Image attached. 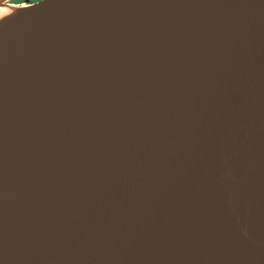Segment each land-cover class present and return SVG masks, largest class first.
<instances>
[{"label":"water","instance_id":"water-1","mask_svg":"<svg viewBox=\"0 0 264 264\" xmlns=\"http://www.w3.org/2000/svg\"><path fill=\"white\" fill-rule=\"evenodd\" d=\"M0 0V264H264V0Z\"/></svg>","mask_w":264,"mask_h":264},{"label":"rangeland","instance_id":"rangeland-1","mask_svg":"<svg viewBox=\"0 0 264 264\" xmlns=\"http://www.w3.org/2000/svg\"><path fill=\"white\" fill-rule=\"evenodd\" d=\"M16 2L17 1H28V0H15ZM32 2H37V1H39V0H31ZM12 3H13V0L11 1ZM15 4H20V3H15ZM22 4V3H21Z\"/></svg>","mask_w":264,"mask_h":264},{"label":"flooded vegetation","instance_id":"flooded-vegetation-1","mask_svg":"<svg viewBox=\"0 0 264 264\" xmlns=\"http://www.w3.org/2000/svg\"><path fill=\"white\" fill-rule=\"evenodd\" d=\"M29 1H30V3H35V2H32L31 0H29ZM25 2H26V1H17V2H16L15 0H13V3H20V4H21V3H25Z\"/></svg>","mask_w":264,"mask_h":264}]
</instances>
